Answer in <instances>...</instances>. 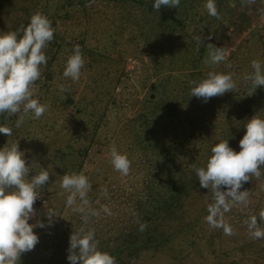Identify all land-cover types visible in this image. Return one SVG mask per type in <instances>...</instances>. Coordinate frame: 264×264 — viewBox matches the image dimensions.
Returning a JSON list of instances; mask_svg holds the SVG:
<instances>
[{"label": "trees", "instance_id": "trees-1", "mask_svg": "<svg viewBox=\"0 0 264 264\" xmlns=\"http://www.w3.org/2000/svg\"><path fill=\"white\" fill-rule=\"evenodd\" d=\"M245 1L233 0L238 6L233 10L225 3L224 16L218 11V46L232 25L230 19H238L236 8ZM200 4L201 0H79L82 9L99 14L96 24L109 21L104 28L111 37L98 41L93 28L91 35L81 32L67 39L58 35L57 26L50 31L53 24L49 20L33 17L20 29L12 27L1 39L5 49L0 53V68L13 57L14 48L25 46V54L18 60L23 63L21 68L15 65L10 76L0 80V100L16 73L26 67L30 53L36 52L32 61L38 59L44 67L42 80L48 84L42 88L49 92L56 80V92L64 94L65 106L75 108L80 115L72 137L82 142L78 130L88 128L84 146L75 152L80 157L77 174L86 169L92 152L98 149L108 152L100 168L104 183L112 185L125 179L134 185L130 207L111 219L106 231L102 227L94 239L88 232L80 239L81 234L75 232L73 244L66 245L57 236L56 260L59 251L63 260L110 264L112 260L141 259L178 244L197 249L206 233L211 241L216 235L219 240L228 224L234 223L239 197L257 198L253 215L261 207L264 33L253 34L226 58L218 55V65L206 70L202 68L206 53L215 45L205 35L213 36L216 26L204 23L205 10L198 8ZM231 13L234 16L229 18ZM45 31L52 36L44 37ZM114 51L125 61L138 58L143 65L147 55L144 73L155 78L150 84L154 96L147 98L143 111L132 118L118 116L124 104L118 102L115 92H125L130 86L125 61L119 62L111 81L106 83L102 77L104 89L100 88L93 99L74 95V81L78 77L82 80L87 70L93 72L111 62ZM136 52L146 55L132 56ZM59 82L62 87H58ZM12 100L19 104V94ZM13 101L7 103L9 111L16 108ZM16 159L11 153L4 157L7 164L3 173ZM240 181L246 187L242 185L238 191ZM58 223L67 235L72 233L64 220Z\"/></svg>", "mask_w": 264, "mask_h": 264}, {"label": "rangeland", "instance_id": "rangeland-1", "mask_svg": "<svg viewBox=\"0 0 264 264\" xmlns=\"http://www.w3.org/2000/svg\"><path fill=\"white\" fill-rule=\"evenodd\" d=\"M201 3L203 5L200 4L198 8L205 10L204 23L216 26L213 36L205 35L212 38L215 45L206 53L202 67L206 70L218 65V55L220 59L226 58L253 34L264 33V0H246L239 4L244 14L236 8L238 19L233 13L229 15V18H235L230 19L232 25L224 32L218 46V11L224 16L227 11L223 7L225 3L232 7L231 10L237 5L233 0H201ZM81 7L79 0H0V53L5 49L1 39L8 36L9 30L12 27L20 29L33 17L49 20V24H53L50 31L56 30L57 26L58 35L67 36V39L81 32L91 35L94 29L98 41L111 37L110 31L104 28L109 21H98L96 24L100 19L99 14ZM47 35L52 36L45 31L44 37ZM13 50V57L0 68V80L9 77L15 65L19 68L23 65L18 60L25 54V46ZM30 55L26 59V67L16 73L3 90V100H0V238L9 240L8 245L5 243V246H1L7 247L5 257L11 259L5 260V264H85V260H63L62 251H59L60 258L56 260L57 236L63 238L66 245L73 244L72 238H77L75 232L81 234L80 239L86 236V232L91 233V240L94 239L97 232L103 230L102 227L106 231V224L130 207L134 185L125 179L115 180L112 185L104 183L100 168L105 165L108 152L98 149L92 152L86 169L77 174L75 166L79 164L80 157L75 152L79 146H84L88 128L78 130L82 134V142L72 137L76 131V118L80 119V115L75 108L65 106L64 94L61 90L56 92V80L51 90L45 92L42 85L48 84L43 81L44 67L38 59L32 61L36 52ZM145 55L136 52L132 56ZM145 57V65L140 62L132 70L126 71L128 60L125 61L119 51L112 52L111 62H104L93 72L87 70L82 80L78 77L74 81V95L90 101L100 88L104 89V80L107 83L114 78L113 73H116L119 62L125 61V71L130 76L126 81L130 86L125 92L115 91L118 102L124 104L118 116H136L143 111L145 100L154 96L150 84L155 78H147L144 73L148 65L147 55ZM97 77L101 79L95 80ZM144 77L147 78L146 85L143 83ZM62 84L59 82L58 87H62ZM15 94H19V104L12 100ZM9 101H13L12 105L16 107L10 111L6 109ZM112 124L116 128L113 121ZM71 150H74L73 154ZM10 153L17 155V161L11 162L6 173H3L4 164H7L3 159ZM242 185L241 181L237 184L238 191ZM243 186L246 187V184ZM35 193L45 196L47 202L26 214H18L15 206L27 202ZM256 199L248 195L246 198L239 197L241 201L235 221L228 224L219 240L216 235L215 241H211V237H208L210 233H206L197 249L178 244L141 259L112 260L110 264H264V199L253 215ZM217 211L216 208L214 213ZM63 220L71 228L70 235L62 231L63 227L58 223Z\"/></svg>", "mask_w": 264, "mask_h": 264}, {"label": "built area", "instance_id": "built-area-1", "mask_svg": "<svg viewBox=\"0 0 264 264\" xmlns=\"http://www.w3.org/2000/svg\"><path fill=\"white\" fill-rule=\"evenodd\" d=\"M139 60L132 58L127 61L126 71L132 70L136 64H139ZM47 202L45 196L35 193L27 202L18 203L15 206V210L18 214H26L30 210H34L36 207L44 205Z\"/></svg>", "mask_w": 264, "mask_h": 264}, {"label": "crops", "instance_id": "crops-1", "mask_svg": "<svg viewBox=\"0 0 264 264\" xmlns=\"http://www.w3.org/2000/svg\"><path fill=\"white\" fill-rule=\"evenodd\" d=\"M7 241H9L6 238H0V264H5V260H11L9 258H6V253L7 250H5V248L7 249V247H2L1 245L5 246L4 244L7 243ZM8 245V243H7Z\"/></svg>", "mask_w": 264, "mask_h": 264}]
</instances>
